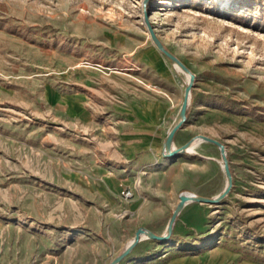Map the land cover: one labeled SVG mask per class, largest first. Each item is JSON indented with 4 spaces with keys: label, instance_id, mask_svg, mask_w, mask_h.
<instances>
[{
    "label": "rangeland",
    "instance_id": "obj_1",
    "mask_svg": "<svg viewBox=\"0 0 264 264\" xmlns=\"http://www.w3.org/2000/svg\"><path fill=\"white\" fill-rule=\"evenodd\" d=\"M146 13L194 75L187 134L221 142L232 177L220 202L191 206L177 228L185 239L166 248L183 256L177 264H264V0H0V264H50V255L92 228L74 226L91 202L72 173L103 159L119 120L109 97L163 92L141 74L147 48L173 73L180 107L187 73L157 49ZM72 94L86 102L83 113L71 114ZM194 151L182 152L185 166L196 162ZM214 173L215 181L198 186L187 172L180 193L210 184L223 190L219 149ZM141 181L120 192L122 202L142 198ZM171 240L146 237V249Z\"/></svg>",
    "mask_w": 264,
    "mask_h": 264
},
{
    "label": "crops",
    "instance_id": "obj_2",
    "mask_svg": "<svg viewBox=\"0 0 264 264\" xmlns=\"http://www.w3.org/2000/svg\"><path fill=\"white\" fill-rule=\"evenodd\" d=\"M139 60L141 74L146 72L145 81H156L163 92L129 91V95L121 94L119 97L115 94L113 98L107 99L115 108L114 113L119 120L113 124L112 132L101 129L104 135L109 132L112 134L103 159L100 165L91 167L84 174L72 173L91 202L89 209L83 213L84 217L73 219L74 226L92 228L72 237L61 252L50 255V264H109L132 240L138 226L148 227L157 234L165 233L166 225H162L176 207L178 195L186 183L187 172L198 186L216 179L214 171L218 147L213 143L195 139L192 149L197 150L193 152L196 162L186 166L182 152L177 153L173 160L162 154L166 135L178 115L179 94L173 73L164 59L147 48ZM84 104L86 102L74 97V94L68 99V108L73 115L83 113ZM192 118L188 104L186 120L175 132L171 148L180 147L193 139L195 134H187L193 126ZM188 151L184 152L189 154ZM135 177L142 180L140 195L143 196L134 197L126 204L119 195ZM215 188L210 184L195 192L196 195L210 197L213 193H219ZM194 204L186 203L178 213L173 223L171 242L163 243L162 249L148 251L146 237H142L117 264L179 263L183 256L166 247L185 239L187 234L177 231V228L186 225V215ZM122 210L128 211L129 216L117 217L116 214ZM150 225H156L157 228H149ZM190 229L193 230L192 227ZM76 245L85 246L86 254L75 250L73 246Z\"/></svg>",
    "mask_w": 264,
    "mask_h": 264
},
{
    "label": "water",
    "instance_id": "obj_3",
    "mask_svg": "<svg viewBox=\"0 0 264 264\" xmlns=\"http://www.w3.org/2000/svg\"><path fill=\"white\" fill-rule=\"evenodd\" d=\"M144 21H145V24L147 26V30H148V33L151 37V40L153 41V43L155 44L157 49L159 51H161L172 62L177 63V65L182 69V71L186 72L188 75L187 84L184 88L182 102H181V105L179 107V111H178V115H177L178 120L172 125V127L170 128V130L168 131V133L166 135V138H165V141L163 144L164 150L169 155H175L177 153L184 152L186 146H188V144L191 143L192 141H194L195 139H200V140H204V141L213 143L214 145H216L218 147L219 152H220L222 168H223V171H224V174L226 177V184H225L223 190L218 195H216L214 197L192 195V194H189L186 192L180 193L178 195V203L176 204L175 209L172 211V213L169 217L168 223L166 225L165 233L162 235H158V234H155L151 231L145 230L143 228H138L134 233L133 239L128 243V245L124 248V250L120 254H118L109 264H117L118 262H120L131 251V249L138 243V241L141 240V238L143 236L150 238V239H153V240L160 241V242H166L171 237L173 223L176 219V216L178 215V213L181 211V209L183 208V206L186 203H188V202L218 203L227 195V193L230 191L231 186H232V177H231V173L229 170L228 160H227V156H226V152H225V146L221 142H219L218 140L210 138V137L205 136V135H196L192 140H190L188 143L182 145L181 147H179L177 149H171V142H172V139H173L175 132L184 124V122L186 120V111H187V107H188V103H189V99H190V92H191L192 85L194 82V75L192 73H190L188 71V69L177 59V57H175L172 53H170L164 47L162 42L157 38V36L154 32V29L149 22V14L148 13L145 14Z\"/></svg>",
    "mask_w": 264,
    "mask_h": 264
},
{
    "label": "bare ground",
    "instance_id": "obj_4",
    "mask_svg": "<svg viewBox=\"0 0 264 264\" xmlns=\"http://www.w3.org/2000/svg\"><path fill=\"white\" fill-rule=\"evenodd\" d=\"M221 5H222V8H224V7L227 5V3L221 4ZM220 11H222V10H220ZM173 64H174V66L176 65L178 68H180V67L177 65V63L173 62ZM180 69H181V68H180ZM181 70H182V69H181ZM187 76H188V75H187ZM177 120H178V118L175 119V122H176ZM175 122H174V123H175ZM193 142H194V141H192L191 143L188 144V146H186V148H185L186 151H188L187 149L190 148V147L193 145ZM189 194H192V193H189ZM192 195H195V194H192ZM143 237H145V236H143Z\"/></svg>",
    "mask_w": 264,
    "mask_h": 264
},
{
    "label": "built area",
    "instance_id": "obj_5",
    "mask_svg": "<svg viewBox=\"0 0 264 264\" xmlns=\"http://www.w3.org/2000/svg\"><path fill=\"white\" fill-rule=\"evenodd\" d=\"M130 195H131V194H130L129 191H127V192L124 193V196H130Z\"/></svg>",
    "mask_w": 264,
    "mask_h": 264
}]
</instances>
